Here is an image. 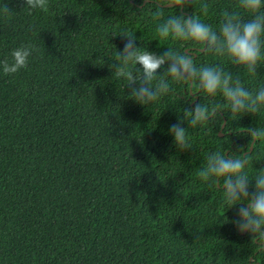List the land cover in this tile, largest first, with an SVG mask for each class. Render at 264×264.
<instances>
[{
	"label": "trees",
	"instance_id": "obj_1",
	"mask_svg": "<svg viewBox=\"0 0 264 264\" xmlns=\"http://www.w3.org/2000/svg\"><path fill=\"white\" fill-rule=\"evenodd\" d=\"M47 4L29 11L24 0H0V64L33 49L25 67L0 71V264H264V237L234 223L248 197L227 208L225 177L200 176L211 154L246 160L253 194L264 174V106L233 113L197 77L171 76L167 59L151 85L163 80L168 91L144 105L131 98L139 65L128 66L135 83L115 74L131 40L140 52L217 67L254 95L264 87V43L249 71L203 42L157 32L178 16L219 36L227 16L243 23L252 14L239 0ZM194 105L207 119L193 126ZM178 122L185 147L168 132Z\"/></svg>",
	"mask_w": 264,
	"mask_h": 264
},
{
	"label": "clouds",
	"instance_id": "obj_2",
	"mask_svg": "<svg viewBox=\"0 0 264 264\" xmlns=\"http://www.w3.org/2000/svg\"><path fill=\"white\" fill-rule=\"evenodd\" d=\"M181 5L183 0H175ZM24 5L29 11L40 9L46 11L47 0H24ZM239 6L252 14V19L241 23L234 16H227L223 22L219 36L204 23L187 17H169L161 25L157 26L160 37L167 38L170 35L180 40L203 42L209 49L220 55L227 54L229 60L235 64L244 65L249 71H254L258 60L262 55L261 45L264 43V14L259 10L264 7V0H239ZM33 49L30 47H18L11 53V63L0 64V71L5 74L16 73L20 68L27 65L28 58ZM120 63L116 67L117 77L125 78L128 84L136 82L132 71L128 70L129 64L139 65L142 73V83L137 84L131 90V98L144 105L157 98L159 94L168 91V84L158 80L151 85L156 77V70L165 62L169 61L168 73L176 78L197 77L199 87L209 95L222 93L228 106L233 113L256 112L260 106H264V87L253 95L241 87L239 81H233L230 75L224 74L217 67L195 68L191 59L184 55H176L168 51L163 56H158L150 51H137L136 45L129 40L119 52ZM207 119V109L194 105L191 110V118L188 121L196 125ZM168 132L176 147H185V127L180 123L172 124ZM258 135V133H254ZM246 160L233 159L218 153L207 157L206 166L201 170L200 176L206 181L210 177H225L224 201L227 208H231L241 197H248L246 206L238 209V216L234 221L236 229L243 233L247 232L257 239L264 237V174L257 175L254 179L253 194L249 195V180L243 171ZM234 178V179H233Z\"/></svg>",
	"mask_w": 264,
	"mask_h": 264
},
{
	"label": "water",
	"instance_id": "obj_3",
	"mask_svg": "<svg viewBox=\"0 0 264 264\" xmlns=\"http://www.w3.org/2000/svg\"><path fill=\"white\" fill-rule=\"evenodd\" d=\"M225 123H226V122H224L223 127L225 126ZM223 127H222V128H223ZM223 135H224V134L221 132V133H220V136H223Z\"/></svg>",
	"mask_w": 264,
	"mask_h": 264
}]
</instances>
